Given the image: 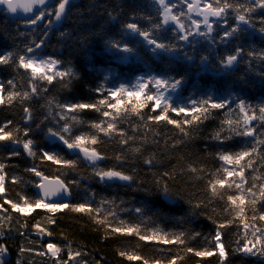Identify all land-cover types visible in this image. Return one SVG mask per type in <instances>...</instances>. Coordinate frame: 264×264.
Returning a JSON list of instances; mask_svg holds the SVG:
<instances>
[{"label": "trees", "instance_id": "16d2710c", "mask_svg": "<svg viewBox=\"0 0 264 264\" xmlns=\"http://www.w3.org/2000/svg\"><path fill=\"white\" fill-rule=\"evenodd\" d=\"M136 1L137 3L129 0H77L67 6L68 15L64 19L66 23L64 30L71 37L62 38L58 33L53 32L54 40L51 43L62 48L59 64L62 67L65 65L67 68L69 64L72 65L70 69L76 76L70 80L68 78L64 80L54 78L51 84L48 82L36 84L35 81L37 89H42L43 92L48 94L46 99L37 98L36 93L32 94L29 87H26V81L27 83L30 81L27 70L25 72L22 71L18 67V63H15V68L11 66L10 69L7 66V73L9 72L16 84L15 91L20 93L21 96L14 98L15 101L12 105L0 109V127L7 124L6 130L13 133L14 139L18 137L19 140L22 139L20 136L26 139L30 138L29 140L33 141L32 148L35 156L26 154L25 150L21 148H12V140L0 141V164L4 165L3 172L6 174L4 183L5 196L19 202H21V197H27L30 201L35 200L34 191L31 189L32 185L26 186L24 183L27 177L32 178V173L28 169L33 167L44 175L59 177L72 188L88 187L89 192L93 190L91 185H86L85 181H82V177L81 180L79 179V176L89 178V172L84 175H80L77 172L79 169H84V167L92 168L93 170H104V168L110 167L115 169L123 168L132 173L134 179L136 178L137 180V177L140 176L143 181L151 173L153 178L149 180L150 183L147 181L146 185L141 184L139 189L148 197H154L156 196V190L165 186L178 203L167 206L166 203L161 202L158 209L153 211L151 209V211H145L144 213L142 211L135 217L134 215H128L129 218H124L122 213L126 211L125 204L132 196L127 194V192L129 193L133 189L136 190V187L140 184L135 185L137 184V181H135L130 188H119L120 182L116 181L113 185L100 188L101 190L107 188V191L115 189V194L113 193L105 200V202L107 201L105 212L110 211L114 215L111 213L112 217H106V219L112 226H120L121 221L126 225H138L143 234L144 230L147 231L149 228L162 229L169 234L183 232L185 234V244L164 245L156 241H150V243L141 241L136 235L109 234L110 229L96 222L97 219L104 218L101 214L96 216L95 213H80L73 212L70 209H63L54 215H47L45 211L37 209L26 217H20L16 213L11 212L8 205H4L7 208V212L0 211V236H2L0 242L6 244L15 258H24L26 262L30 261L32 256L29 254H33L37 257V263L54 264L50 256L46 254L43 256L39 255L40 252H45L44 248L41 247L40 238L23 235L25 231L31 229L38 232V228L34 226L39 224L40 227H44L52 233L51 237L53 239H50L52 242L60 244L61 247L69 245L72 248L79 249L84 254L92 256L91 259L96 264H142V261H129L125 257L118 255L121 251L140 255L147 259L149 264H154L157 260L161 264H167L168 260L173 257H181V259L177 260V264H221L218 250L212 256L197 257L194 253L187 252L186 249L191 247L196 250H212L215 247V241L212 240V237L215 236L218 226L226 223V221L233 220V223L226 224L224 228L219 229L226 249V257L223 264H263L261 261H254L253 255H246L236 251V249L238 244L242 246L245 240L251 241L253 235L250 234L255 232L257 228L264 232V221L258 219L259 215L264 213V199L260 197L259 187L264 184V144L258 145V151L252 154V166L246 167L245 178L247 183L242 185V187H250L255 183L256 188L253 191L256 195L255 197H246L247 206L243 219L237 218L235 212L231 210L226 194L214 196L209 188L210 181L223 178L226 175L220 164L218 153H237L245 150L248 143H251V145L257 143V141H251L250 139V142L245 143L244 136H236L235 134H231L232 138L224 140L223 143L213 139L214 134L221 130V121L226 118H231L235 121L240 117L239 115L231 113L230 117H226V113L229 111L210 109L208 118L198 125L186 126L185 130L188 135H184L174 125L150 121L148 117L157 114V112L152 111L151 107L143 109L142 118L132 113L130 108L127 114H124L122 109L121 117L116 122V128L119 131L106 135L91 126L93 123L105 120L99 112L89 109L70 113L60 107L61 105L73 103H92L101 98L94 91L98 87L99 77L95 72L84 69L81 64L85 57H91L90 47L98 46L100 48L103 45H109L110 41L122 42L123 40L125 42L127 40L124 37L125 34L119 35L118 39H115V35L111 34L114 31V26L111 25L112 19L110 16L125 20L130 16H127L128 13L134 14L133 18L140 20L145 27L142 28L151 32L155 39L173 47L172 51L160 49L156 51L160 52L161 55H165V59H162V65H167L170 70L172 66H176L170 72V74H174V79L183 77V83L178 89H180L184 100L175 103V107H180L177 106L179 104H189V107H191V101H200L209 96L212 99L228 100L229 105L235 104L227 94L225 97V92L221 90L220 86L213 82L211 83L212 80L207 77L209 73L219 71L221 72L220 74L224 75L223 79H225V82H228L226 78L231 80L228 75L229 71L226 68H215V66L221 65V61L225 58L211 56L209 52L212 48L210 47L205 52L204 50L200 51V49L194 50V43L191 40L185 47L183 56L173 54L175 45H172V33L174 36L176 35L174 29H172L173 27H164L163 29L148 27L146 25L148 20L145 17L144 4L148 0ZM231 1L235 5H244V0ZM179 11L177 10L176 12L179 13ZM172 12L178 15L175 11ZM249 15L253 23H256L254 20L257 16L264 17V13L258 9L252 11ZM181 20L191 22L188 17H182ZM167 25L173 26L174 23ZM262 26H264V23ZM1 30L0 33H5L4 29ZM216 39H218L217 34L215 35ZM257 39L262 42L259 38ZM51 43L49 42V44ZM246 43L248 46L247 39ZM134 45L136 48L134 57H138L140 66L143 68L145 66L150 67L145 59V57L151 58L148 47L145 51L143 46L139 47L133 42V47ZM204 46L208 47L207 44ZM151 47L153 48V46ZM259 48L262 47L260 46ZM229 49V55L236 54L231 48ZM249 51L257 55L260 53L259 50L252 51L251 49ZM202 56L207 57L203 60L204 64L200 62ZM119 61L122 60L119 58ZM243 61L244 57L242 55L233 65L237 70L240 69L238 75L241 80L240 85L234 84L239 93V96H236L237 99L234 100H238L237 103L245 99V89L254 93L257 90H261L264 85V73L256 69L248 70L244 64L241 65ZM260 62L261 60L259 59ZM262 66L263 64H261ZM242 70L248 72L244 76L246 84L242 82ZM161 76L166 77L163 73H161ZM193 84L194 86H191ZM199 86H201V90H197ZM202 90H206V92ZM154 91L156 92L155 88ZM24 92L30 93L28 99L22 98ZM234 107L237 106L235 105ZM24 108H29L33 113V119L28 123H24ZM59 113L65 119H61ZM168 114L173 119L182 120L184 118L183 114L180 116L175 113ZM73 115L76 117L75 120L72 119ZM9 121H11V124H8ZM65 124L70 127V133L67 135L73 138L77 135H84L89 138L95 136L97 143L95 145L88 144L87 146L95 148L103 157L102 161L98 162V164H87L79 153L69 154L63 149L54 153H58L65 160L75 161V165H80L78 168L43 160L41 158L42 151H48L51 148V146H47L44 135L48 133L49 128L59 131ZM24 125L26 129L23 128ZM102 127H106V123ZM252 127L257 137L260 140H264V127L259 124H252ZM224 128L225 131L221 135L227 137V125H224ZM25 130L28 132L27 136L23 134ZM120 132L124 135H120ZM122 140H127V143H121ZM135 149H138V151ZM14 153H18V155ZM118 156L121 158L117 159ZM143 158L151 160V171L143 168H131L128 164L130 161V163L136 160L143 161ZM123 162L127 163L126 166L123 165ZM192 168L197 169V171H191ZM15 177L18 180L12 182L11 179ZM95 180L93 179L92 183ZM220 191L236 194L238 190L235 189L233 184L232 189L225 187V189H220ZM120 192L126 193L127 197L129 196L126 202L123 200L126 199L123 196L118 200L119 196L116 194ZM23 194L26 196H23ZM86 196L88 195L80 194L79 196L76 194L74 199H83L81 197ZM252 199L256 200L255 205L250 203ZM4 200L5 198L0 195V204H4ZM133 202L138 206L135 200ZM80 203H82L81 200ZM69 204L73 205L72 200ZM253 216H256L257 219L253 220ZM50 221H54V223H50ZM244 223L248 224V228L244 227ZM196 233H199V235H195ZM257 235H260V233H257ZM42 241L46 242L47 238ZM257 247H260V245L258 244ZM21 249L24 251H21Z\"/></svg>", "mask_w": 264, "mask_h": 264}, {"label": "snow or ice", "instance_id": "6c2138e0", "mask_svg": "<svg viewBox=\"0 0 264 264\" xmlns=\"http://www.w3.org/2000/svg\"><path fill=\"white\" fill-rule=\"evenodd\" d=\"M157 4L163 9L161 12L162 21L164 25L169 24L170 22L176 25V28L179 30V39L187 40L190 35H192V30L185 27L180 16L173 14L172 5H170L166 0H155ZM71 3V0H59L55 12L54 18L59 21L66 13L67 6ZM202 0H189L187 3L188 13H195L197 16L202 17V20L192 19L191 23L194 26L196 34L205 36L211 33L212 23H210V17L223 18L229 9L237 11L236 20L238 24H249V20L246 18V15L243 13L253 11L250 7H244L243 5L236 4L233 5L229 0H207L203 3L201 7ZM254 3L259 7L264 8V0H254ZM0 5H4L7 8V11L10 13H16L18 9H22L25 13H33L34 18H29L26 22L28 24H36L38 21H41L45 17V12L40 11L39 14L33 12L34 6H45L46 0H0ZM51 15V13L49 14ZM183 15V13H181ZM51 20L48 21L51 24ZM201 24L207 29V32L200 31ZM128 30L133 33H137L139 36L143 37L144 41L153 46L152 51L157 49L163 51H172L173 48L169 45H166L162 42H159L155 39L151 32L142 31L135 23H129L125 26ZM157 28L160 25H156ZM238 31L237 27H233L230 32H225V37L232 36ZM43 41H41V44ZM41 44H36V48L41 47ZM109 47L112 49H117L119 52L123 53H132L133 49L130 48L127 44L121 45L119 42L110 41ZM27 52H33V49L29 47ZM242 49L237 48L236 54L227 56L224 60L221 61L222 67L229 68L237 61L238 56L241 54ZM249 55H254V53H249ZM12 54L0 55V64L8 63ZM60 62L56 59L48 58L37 60L34 57H29L27 55H20L18 57V67L30 70V85L32 94L38 92L36 85L33 81L36 80H45L51 84L54 78H60L64 80L68 78L69 80L75 78L76 74L72 69H67L65 71L56 70V65ZM12 81H9V84H12ZM183 83V77L179 79H174L170 77H159V76H149L147 79L144 77H138L135 85L128 87L124 84H121L119 87L112 89H105L102 85L94 89V91L101 97L95 102L92 103H73L61 105L60 107L65 109L67 112L76 113L82 110H93L99 112L102 117L105 118L104 121L99 123H93L91 126L98 129L99 131L104 132L106 135L118 132L116 128V122L121 117V112L127 114L129 108L132 113L141 116L142 111L146 107H151L153 112L159 110V114L150 115L149 120L154 122L166 121L168 124L174 125L180 129L184 135H188V132L185 130L186 126L198 125L203 122L204 119H207L210 114V109H224L229 105V101L225 99L214 100L211 96L206 99L196 101H191V107H175L170 103V98L165 96V92L171 90L175 91ZM67 86V85H65ZM152 88H156V92L152 91ZM3 92V85H0V93ZM29 92H24L22 94L23 99L29 98ZM21 96L18 92H11L8 94V102L10 103L14 98ZM5 103L4 97L0 95V104ZM239 109L240 117L233 121L231 118H226L221 121V130L216 132L213 136V139L221 141L223 143L226 139H231V136H222L221 133L225 131L224 125H227V131L235 134L236 136L244 137H254L256 135L254 128L252 127V121L261 120L264 121V105H260L258 108L259 115L256 114V111L252 106L248 105L244 100H240L237 104ZM24 112L30 114V109L25 108ZM175 113L177 116L183 114L184 118L182 120H177L170 118L168 113ZM231 109L226 113V117H230ZM27 118H31L30 115H27ZM61 119H65L62 115ZM72 119L75 120L76 117L73 115ZM106 123V127H102ZM11 124V121L8 122ZM7 124L0 127V141L12 140L13 143H20L18 138H13V133L7 131ZM70 127L68 124H65L62 129L59 131H54L53 129H48V135L56 138L63 146L68 150H79L80 153H83L85 159L89 161H96L102 159L103 157L98 153L95 148H89L87 145H95L97 143V138L85 137L84 135H77L74 138L70 135ZM24 135L27 136L28 132L25 130ZM120 135H124L120 132ZM131 139V138H129ZM121 143H127V140H122ZM264 144V140H259L257 143L253 144L250 148L239 151L237 153H228L222 152L218 153V158L220 161L224 162V165H231V169L224 167L225 176L223 178H217L209 182V188L212 194L215 195H227V202L229 207L233 212H235L237 218L243 219V214L246 211V197L252 196L255 197L256 193L253 191L256 188V184L253 183L250 187H242L246 184L245 171L246 167L252 166V154L258 151V145ZM33 141L25 140L23 141V148L30 156H35L33 152ZM138 151V149H135ZM18 155V153H14ZM43 160L51 161L54 164L64 165L67 167H74L76 162L71 160H65L63 157H60L58 153L42 151ZM121 157H117L120 159ZM145 163L150 164L151 160H145ZM4 165L0 164V193L5 191L4 181L5 175L3 174ZM28 171L34 173L36 177L40 178V183L36 184L35 187L40 189L41 196L36 198L34 201H30L27 197H21L23 204L19 201H13L9 199L4 200V204H0V211L7 212V208L4 205L10 206L12 210L17 213L30 214L35 209H47L50 213H55L63 209H70L73 212L80 213H99L100 209L92 208L89 204L81 203L72 205L69 203L53 202L50 200L51 197L63 194H70L67 184L63 181L57 179L54 183L49 181L48 177L44 176L41 171L33 167L28 169ZM191 171L196 172L197 169L192 168ZM96 175L100 177L101 181L105 180H119V181H132L133 177L130 175L124 174L122 171H117L115 169L108 170H99L96 172ZM228 177H239V181L233 180L228 182ZM13 182H16L15 179ZM70 183V182H69ZM233 184L235 189L238 190L236 194L221 192L220 189H232ZM260 197L264 199V184L260 186ZM165 194H167V188H165ZM107 202V201H106ZM252 205H255L256 200L252 199L250 201ZM199 206V205H198ZM227 210V209H226ZM137 213H140L142 209H135ZM111 214V213H110ZM253 220L257 219L256 216L252 217ZM260 221H264V213H261L258 217ZM98 224L104 225L107 229H110L109 234H121V235H136L141 241H156L160 244L169 245L185 244V234L183 232L177 234L163 233L159 230L151 231L150 234H142L138 225H126L123 221L120 222V226H112L106 218H99L96 220ZM233 220L226 221L218 226V230L215 236L212 237V240L215 241V247L212 250H196L191 247L186 249L189 253H194L197 257H206L212 256L216 253V250L219 252L221 259V264L226 257V249L221 239V231L226 226V224L233 223ZM54 223V221H50ZM39 230V233L45 235H52L51 232L47 231L44 227H40L39 224L35 225ZM244 227L248 228V224L244 223ZM260 233V235H257ZM195 235H199L196 233ZM255 238L254 242L245 240L244 244L238 247L236 251L242 252L246 255H264V232H261V229L257 228L255 232L252 233ZM260 247H257V245ZM46 250L48 254L56 257L60 253L61 249L54 243H48L46 245ZM21 251H24L21 249ZM7 252V248L4 244L0 243V255H3ZM45 252H40L39 255H45ZM81 255L80 252H73L71 249L68 251V260L63 261V264H71L75 261L76 257ZM119 255L125 257L129 261H142V264H149V261L140 255L134 254L128 251H121ZM181 257H173L168 260L167 264H177V260ZM19 264V262H18ZM57 264H60V261H57ZM154 264H161L160 261H155Z\"/></svg>", "mask_w": 264, "mask_h": 264}, {"label": "bare ground", "instance_id": "6f19581e", "mask_svg": "<svg viewBox=\"0 0 264 264\" xmlns=\"http://www.w3.org/2000/svg\"><path fill=\"white\" fill-rule=\"evenodd\" d=\"M77 0H71V2H75ZM80 1V0H79ZM131 2H135L137 3L136 0H129ZM241 1V0H238ZM59 0H46V5L45 6H34L33 8V12L35 14H39L40 11H44L45 14L47 12V10H50L51 12H53V15L51 16H46L41 20L38 21L36 24H28L26 21L29 18H34L33 13H25L22 9H18L16 13H10L7 11L6 6L4 5H0V29H4L5 33H0V55H8L9 53L12 54L11 58L9 59L8 63H4V64H0V85H3V92L0 93V95H2L4 97L5 103L0 104V109H3L5 107H8L10 105H12L15 101V99H13L10 103L8 102V94L11 92H16L15 88H16V84L15 81L13 80V78L11 77V75H9V72L7 73V69L10 68L11 66L13 68H15V63H18V57L20 55H27L29 57H34L37 60H41V59H48V58H52V59H56L60 62L59 60V56L62 52V48L58 45H53L51 42L54 40V34L58 33L59 36H61L62 38L64 37H71V35L64 30V25L66 24L64 22L65 17H67L68 15V11L66 10L65 15L62 17L61 20L57 21L54 18V12H55V8L58 4ZM166 2H168L170 5H172L174 9H172V11H177L178 9L180 10H185L187 11V3L189 2V0H166ZM207 2V0H202L201 3V7L203 6V3ZM230 3H232L231 0H229ZM243 2V1H242ZM123 4V3H122ZM140 4V3H138ZM145 4V17L147 18V26L148 27H154L157 28L156 25H160L159 28H172L174 29L175 32V36L172 33V45H175V52L173 54H176L177 56H183V52L185 51V47L187 46V44L190 42L194 43V50L197 51V49H200V51L204 52L206 50H209V47L212 48L211 51L209 52L211 54V56L214 57H223L226 58L229 54H228V50H230L229 48L232 49V51L236 52L237 48L242 49L241 54L244 57V61L241 62V65H245V67L252 70H259L262 71L264 73V17H260L257 16L256 19L253 21H251V16L249 15L251 12H247V13H243L244 15H246V18L249 20V24H238L237 20H236V15L238 14L236 10L233 9H229L227 11V14L223 17V18H216V17H210V23H212V31L211 33H209L208 35L205 36H201L196 34V31L194 29V26L192 25V23L188 20H182V22L184 23L185 27L192 30V35H190L188 37V39L185 40H180L179 39V35L181 33H179V30L176 28V25L174 24L173 26H169V25H164L161 23L162 21V16H161V12L163 11V9L160 7L159 4H157L155 2V0H148L147 2H144ZM233 5H235V3H232ZM141 5V4H140ZM244 7H250L253 9V11H256V9H258L260 12L264 13V8H258L259 6L256 5L254 3V0H244ZM130 15L129 17H127L125 20H120L118 18H113L112 16H110V18L112 19L111 21V25L114 26V31L111 32V34H114L115 39H118L119 35H123L125 34L124 37L127 38V40L124 42L122 40V42L120 41L119 43L121 45L127 44L130 48L133 49L132 53H123V52H119L117 49H112L109 47V45H103L102 47H90L89 52L91 54V57L86 58L85 60L82 62V67L84 69L87 70H91L93 72H95V74L99 77V83H98V87L99 86H103L105 89H112V88H116L119 87L121 84H124L128 87H131L133 85L136 84L137 82V78L138 77H144L145 79H147L149 76H159V77H164L161 76V73H163V75H166V77H170L173 78L174 74H170L171 70L173 68H176V66H172L171 70L169 69L170 67H168L167 65H162V59H165V55H161L160 52L157 51H152V47L151 45H148L143 37L139 36L137 33H133L130 30H128L125 26L129 23H135L142 31H146L143 28H145L143 26V23L140 20H136L135 18H133L134 14H130L128 13L127 16ZM126 16V15H124ZM51 18V19H49ZM53 18V19H52ZM202 19V17H200ZM52 21L51 24L48 23V21ZM55 20V21H54ZM198 20V19H196ZM172 23V22H170ZM143 27V28H142ZM233 27H237L238 31L236 33H234L232 36H228L225 37L224 33L225 32H230L231 29ZM157 28V29H159ZM1 30V31H2ZM49 31V33L52 32L51 36L49 38H43L47 35V32ZM200 31H204L207 32V29L204 27L203 24H201V28ZM217 34L218 39L215 40V35ZM117 36V37H116ZM42 38V39H40ZM257 38H259L260 40H262V42H260ZM246 39L248 42V46L246 43ZM41 41H43V43L41 44ZM49 42L51 44H49ZM133 42L134 44L136 43L137 46H143V48L145 49V51L147 50L148 47V52L151 55V58L149 57H145L147 64L150 65L149 66H145L144 68L142 66H140L141 64L138 63V57H134V55L136 54V48L135 45L133 47ZM36 44H41V47L36 48ZM207 44L208 47H205L204 45ZM58 46V47H56ZM262 48H259V47ZM31 47L33 49V52L29 53L27 52V49ZM56 47V48H55ZM60 47V48H59ZM173 48V47H172ZM256 51L259 50V55L254 54V55H249L250 51ZM239 55V57H241L242 55ZM119 58L122 61H119ZM206 56H202L200 59V62H202L204 59H206ZM237 58V59H238ZM259 59L261 60V62L259 63ZM234 64V63H233ZM261 64H263V66L261 67ZM235 65V64H234ZM255 65V68H254ZM8 66V68H7ZM72 65H68V68L64 65V67H62L60 64L56 65V70L58 71H65L69 68H71ZM153 69H152V68ZM162 67V69H161ZM166 68V69H164ZM215 68H224L221 65H217L215 66ZM22 71L25 72V69L20 68ZM123 69V70H122ZM170 70V71H169ZM226 70L229 71L228 75L231 77L230 79H227L228 82H225V79H223L224 75L220 74L221 72L219 71H213L211 73H209L207 75V77L209 79H211V83L213 82L214 84L220 86L221 90L223 92H225V97L226 94L230 97V100L232 102H234L235 104L232 105H228L227 107H225L223 109L224 112L229 111V109H231V113L233 115H239V109L237 107H234L235 105L237 106V101H234L235 99H237L236 96H239L237 87L234 86V84L236 85H240V77L238 76L240 73V69L237 70L236 67L231 66L229 68H226ZM29 73V77H31V73L30 70H27ZM173 71V70H172ZM200 72H202V70H200ZM242 73V82L244 84H246L245 82V77L248 72L247 71H241ZM200 75V74H199ZM198 75V76H199ZM9 81H12V84H9ZM45 80H36V84H44ZM55 82V81H54ZM33 83L35 84V81H33ZM29 84V86H28ZM191 86H194L191 85ZM26 87L30 89L31 91V85L30 83H27L26 81ZM197 90H201V86H199V88H197ZM203 92H206V90H202ZM32 92V91H31ZM208 92H209V88H208ZM30 94V93H29ZM182 93L180 91V89H176L175 91H167L165 92V96L170 98V103L175 106V103L179 102L180 100H184V97L181 96ZM37 98L40 99H46L48 97V94L46 92H43L42 89H38V92L36 93ZM30 97V95H29ZM245 99L244 101L252 106V108L256 111V114L259 115L258 112V108L260 105H264V85L262 86L261 90H257L256 92H252L251 90L245 89V95H244ZM28 99V98H27ZM214 100H221L218 98H214ZM180 107H189V104H184V105H177ZM25 109V108H24ZM157 114H159V110L156 111ZM172 113V112H169ZM23 115H24V123H28L29 121H32L33 119V113L30 111V114H26L23 111ZM27 115H30V119L27 118ZM59 115L61 116V113H59ZM169 115V114H168ZM151 121V120H150ZM162 123H166V121H160ZM252 124H259L262 127H264V121H261L259 119L254 120L251 122ZM24 129H26V126L24 125L23 127ZM227 129V128H226ZM29 131V129H28ZM24 134V133H23ZM233 133H230L226 130V135L230 136ZM22 139H20V143H13L12 144V148H21L24 150L23 148V141L25 140H29L24 138L23 136ZM232 138V137H231ZM19 139V137H18ZM44 139L45 142L47 144L48 147L51 146V148L48 149V152H55V151H61V149L65 150L67 153L69 152V154H75V153H79L83 159L86 161L87 164H91V163H97L102 161V159H98L94 162L89 161L87 159H85L83 153H80L79 150H68L65 146L62 145V143H60L56 138L51 137L48 135V133H46V135H44ZM245 139V143L246 142H250L251 141H259L260 139L257 137V135H255L254 137H244ZM250 139V140H249ZM229 141V140H228ZM253 145V144H252ZM251 143L246 146V149L250 148V146H252ZM26 152V151H25ZM229 153V152H228ZM26 154H28L26 152ZM136 160V159H135ZM145 160H148V158H143V161L140 160H136L135 162H128V164L130 165L131 168H143V169H147V170H152V166L150 164L145 163ZM126 162H123V165L126 166ZM222 165V167H227L229 169H231V165H224V162L221 161L220 163ZM80 165L77 164L75 165L76 168H78ZM108 169H115V168H104V170H108ZM119 169V170H118ZM115 169L117 171H122L124 174L126 175H130L133 176L132 173L128 172L127 170H124L123 168H118ZM154 169V167H153ZM99 170H93L92 168L88 169L86 167H84V169H79L77 172L80 175H84L86 173L89 172V178L88 177H84V176H79V179L81 180L82 177V181H85L86 185L89 184V186L91 185V188L93 189L92 191H88V187H79V188H72L70 185H67L70 191V198L67 201H61V200H56L55 198L51 197L50 200L53 202H61V203H69L71 200L73 202V205L76 204H81L80 200L82 203H86L89 204L92 208H98L100 209L99 213H95L96 216L103 215L104 218H108V217H112L113 212H105V210L107 209L106 206V202L105 200L109 198V196H111L113 193L115 194L114 190L111 191H107L108 189L106 188L105 190H101V187H105V186H110L113 185L114 182L119 181V180H105V181H101L100 177L96 175V172ZM155 171V170H154ZM156 172V171H155ZM32 173V172H31ZM3 174L5 175V180H6V174L3 172ZM44 175V174H43ZM32 178L27 177L26 181H24L26 186H31V189L34 191V198H38L41 196V192L40 191H35L36 187L35 185L37 184V180L38 177H36L34 175V173L31 174ZM48 178L51 179H55L58 178L59 180L63 181L62 179H60L57 176H48V175H44ZM139 178V179H138ZM153 178V174H149L148 177L143 181L142 178L137 177L132 181H119V188L121 187H132L133 183L135 181H137L135 185L140 184L139 186L136 187V190H130V192L127 194H131V198L129 199L128 202H126V200L128 199L127 194L124 192H120L117 193L116 195L119 196L118 200L123 196L126 199H123L126 204H125V208L126 211L124 213H122L123 217L125 218H129V216H133L134 217L136 215H138L139 213H137L135 211V209L139 208L142 209L143 213L145 211H152L154 209H158L160 208V203L164 202V204L166 203L167 206H172L177 204L178 202L176 201V198H174L170 193L167 187L162 186L160 189L156 190V196L154 197H148L146 194H144L139 187L141 188V184L146 185L150 179ZM15 181L18 180V178H14ZM14 179H11V181L13 182ZM96 179L95 181L92 180ZM238 179V180H237ZM233 180H237L239 181V177H228V182H232ZM148 181V182H147ZM64 182V181H63ZM5 183V181H4ZM35 183V184H34ZM150 183V182H149ZM113 188V187H112ZM165 188H167V194H165ZM6 191H4L3 193H0L1 197L3 196L5 199H9L8 197L5 196ZM82 194V195H88L86 197H81L83 199H74L75 196ZM23 196H26L23 194ZM9 200H12L11 198ZM117 200V199H116ZM133 200H135V202H137L138 206H136V204L133 202ZM21 204H23V201L21 200L20 202ZM150 209V210H149ZM37 210V209H35ZM34 210V211H35ZM43 211L46 212L47 215H54L55 213L59 212H55V213H50L48 210H44L41 209ZM109 210V209H108ZM11 212L16 213L18 216L20 217H26L29 214L25 215L22 213H17L14 210H12L10 208ZM32 211V212H34ZM62 211V210H60ZM112 211V210H111ZM141 211V212H142ZM31 212V213H32ZM30 213V214H31ZM112 213V214H110ZM114 215V214H113ZM129 215V216H128ZM129 222V220H127ZM134 224V223H133ZM129 225V224H128ZM135 225V224H134ZM154 230H159L160 232L162 231L163 233H166L164 230H160L158 228H149L147 231L144 230V234H150L151 231ZM142 233V232H141ZM143 234V233H142ZM23 235L25 236H29V237H38L40 238V242H42L41 247L44 248V251L46 253V255L50 256L52 259V263L57 264V261H61L63 263L65 256L67 255V259H68V251L69 249H71V251L73 252H80L81 255L79 257H76L75 261L71 262V264H96L94 263L91 259L92 256H88V254H84L82 251H80L79 249H75L72 248L69 245H64L63 247H61L60 244L56 243V242H52L51 240L53 239L51 237V235H45V234H41L39 233V231L37 232L34 229L25 231L23 233ZM40 235H42V237H40ZM128 236V235H127ZM2 238V236H0V239ZM47 238V241L44 242L42 241L43 239ZM51 239V240H50ZM54 243L56 244L61 251V254L57 255L56 257L51 256V254L47 253L46 250V245L48 243ZM150 243V241H147ZM2 244H4L6 246L5 243L0 242ZM7 248V252L4 253L1 258L6 262V264H42L37 263V257H35V255L33 254H29L32 255L30 257V261H26L24 260V258H21V260H19L18 258H15L12 256L11 251ZM119 255V253H118ZM33 257V258H32ZM84 257V259H82ZM6 258V259H5ZM253 260L254 261H261L264 264V255H254L253 256ZM44 264V263H43ZM197 264H201V263H197Z\"/></svg>", "mask_w": 264, "mask_h": 264}, {"label": "rangeland", "instance_id": "374dc122", "mask_svg": "<svg viewBox=\"0 0 264 264\" xmlns=\"http://www.w3.org/2000/svg\"><path fill=\"white\" fill-rule=\"evenodd\" d=\"M172 9H174V8H172ZM178 10H180V9H178ZM176 12V11H175ZM51 13V15H53V12H51L50 10H47V12H46V16H51V15H49ZM177 13V12H176ZM181 13H183V15H181ZM178 14V16H180V18H182V17H189V16H192V15H195V16H197L195 13H193L192 15H189L188 13H187V11H185V10H180L179 11V13H177ZM197 17H200V16H197ZM49 19H51V18H49ZM53 19V18H52ZM200 20H202L201 18H200ZM55 21V20H54ZM52 34V32L51 33H49V31L47 32V35L45 36V37H43V38H48L50 35ZM40 39H42V38H40ZM156 89V88H155ZM23 201V200H22ZM45 210V209H44ZM47 210V209H46ZM250 235H252V234H250ZM40 237H42V235H40ZM253 239H255L254 237H253ZM251 240V241H253L254 242V240ZM60 252H63V251H60ZM59 255L61 254V253H58ZM68 254V253H67ZM65 256V259H64V261H66V260H68L66 257H67V255H64ZM2 256H0V264H6V262L1 258ZM19 260H21V258L19 257L18 258ZM82 259H84V257L82 258ZM55 264V263H54ZM60 264H63L61 261H60Z\"/></svg>", "mask_w": 264, "mask_h": 264}, {"label": "water", "instance_id": "95a60500", "mask_svg": "<svg viewBox=\"0 0 264 264\" xmlns=\"http://www.w3.org/2000/svg\"><path fill=\"white\" fill-rule=\"evenodd\" d=\"M49 179V181H51V182H55L58 178H55V179H51V178H48ZM38 183H40V178L38 177V180H37V184ZM36 192L37 191H40V189H38L37 187H36V190H35ZM41 194V193H40ZM42 195V194H41ZM53 198H55L56 200H61V201H67V200H69V198H70V195L69 194H63V195H57V196H53ZM6 259V258H5Z\"/></svg>", "mask_w": 264, "mask_h": 264}]
</instances>
